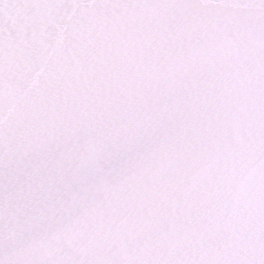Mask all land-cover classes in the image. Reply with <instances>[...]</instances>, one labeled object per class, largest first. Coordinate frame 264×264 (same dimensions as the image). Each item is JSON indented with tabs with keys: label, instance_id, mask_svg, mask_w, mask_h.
<instances>
[{
	"label": "snow or ice",
	"instance_id": "snow-or-ice-1",
	"mask_svg": "<svg viewBox=\"0 0 264 264\" xmlns=\"http://www.w3.org/2000/svg\"><path fill=\"white\" fill-rule=\"evenodd\" d=\"M0 264H264V0H0Z\"/></svg>",
	"mask_w": 264,
	"mask_h": 264
}]
</instances>
